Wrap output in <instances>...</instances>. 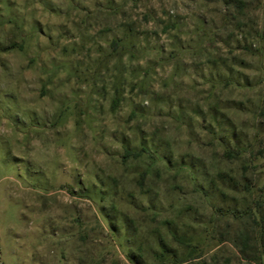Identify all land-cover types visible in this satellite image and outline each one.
<instances>
[{
	"label": "rangeland",
	"instance_id": "obj_1",
	"mask_svg": "<svg viewBox=\"0 0 264 264\" xmlns=\"http://www.w3.org/2000/svg\"><path fill=\"white\" fill-rule=\"evenodd\" d=\"M264 0H0V264H264Z\"/></svg>",
	"mask_w": 264,
	"mask_h": 264
},
{
	"label": "trees",
	"instance_id": "obj_2",
	"mask_svg": "<svg viewBox=\"0 0 264 264\" xmlns=\"http://www.w3.org/2000/svg\"><path fill=\"white\" fill-rule=\"evenodd\" d=\"M257 207V213L259 215V231L261 234H264V210L259 206Z\"/></svg>",
	"mask_w": 264,
	"mask_h": 264
}]
</instances>
